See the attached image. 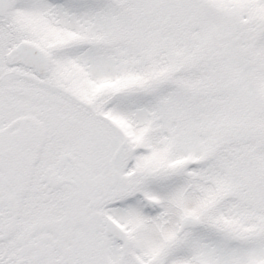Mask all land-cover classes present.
<instances>
[{
	"label": "snow or ice",
	"instance_id": "1",
	"mask_svg": "<svg viewBox=\"0 0 264 264\" xmlns=\"http://www.w3.org/2000/svg\"><path fill=\"white\" fill-rule=\"evenodd\" d=\"M0 264H264V0H0Z\"/></svg>",
	"mask_w": 264,
	"mask_h": 264
}]
</instances>
